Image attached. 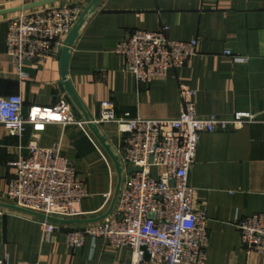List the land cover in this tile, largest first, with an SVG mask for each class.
<instances>
[{
  "label": "crops",
  "instance_id": "0c3cea01",
  "mask_svg": "<svg viewBox=\"0 0 264 264\" xmlns=\"http://www.w3.org/2000/svg\"><path fill=\"white\" fill-rule=\"evenodd\" d=\"M16 1L0 0V10L21 6L14 5ZM29 1L26 4L40 0ZM20 12L0 14V97L22 95L28 117L31 107H53L62 99L72 102L62 89L58 55L44 63L26 62L25 78L13 66L6 36L9 20ZM164 27L172 39H197L198 52L182 69H171L168 77L139 83L125 70L115 47L131 30ZM68 77L94 121L100 119L105 100L115 103L118 116L129 112L132 117L177 118L185 102L181 84L195 91L200 116L255 113L257 121L242 128L202 133L190 184L194 202L208 217L206 264H264V254L242 246L236 227L237 218L264 213V0H102L72 48ZM79 122L49 123L40 131L30 124L21 137L9 135L0 124V202L13 204L6 198L12 177L8 162L27 155L28 146L36 142L59 147L87 182L90 196L82 201L83 213L77 219L108 211L116 169L87 125ZM99 125L118 150V127ZM83 225L61 224L46 240L39 218L0 208V258L7 264H129L128 247L101 238L87 237L82 247H70L67 232Z\"/></svg>",
  "mask_w": 264,
  "mask_h": 264
},
{
  "label": "built area",
  "instance_id": "2783aa9c",
  "mask_svg": "<svg viewBox=\"0 0 264 264\" xmlns=\"http://www.w3.org/2000/svg\"><path fill=\"white\" fill-rule=\"evenodd\" d=\"M83 10L76 3H57L22 11L9 20L6 52L22 78L27 76L26 62L44 63L58 55ZM168 30H131L117 43L115 52L139 83L149 85L166 78L171 69H182L197 54V39L175 40ZM180 87L185 102L174 119L132 117L129 112L118 116L112 100L102 101L96 122L118 127L125 178L113 212L103 220L69 230L70 247H82L87 237L101 238L115 247H128L129 264H206L208 217L194 202L190 184L202 133L239 129L256 122L257 115L236 111L230 117L200 116L195 91L185 84ZM23 108L20 94L0 97V124L11 136L21 137L30 124L40 131L49 123L79 122L66 99L53 107H31L28 117ZM130 164L135 167L131 172L127 169ZM8 166L12 177L6 198L11 203L46 215L81 217L82 201L90 196L88 184L59 147L32 142L28 154L10 160ZM39 221L46 240L61 228L47 219ZM236 227L248 252L264 254V213L237 218ZM0 264H7V259L0 258Z\"/></svg>",
  "mask_w": 264,
  "mask_h": 264
},
{
  "label": "water",
  "instance_id": "95a60500",
  "mask_svg": "<svg viewBox=\"0 0 264 264\" xmlns=\"http://www.w3.org/2000/svg\"><path fill=\"white\" fill-rule=\"evenodd\" d=\"M62 0H40L36 2H32L29 4L12 7L9 9L0 10V14L6 13V12H14V11H24L31 8H35L38 6L58 2ZM102 0H91L87 6L84 8L82 14L80 15L78 21L75 23L74 27L70 31V33L67 35L63 47L60 49V52L58 53L59 63H60V70H61V85L63 91H65L71 100L73 106L77 111L80 112L83 122L87 125V127L90 129V131L93 133V135L96 137V139L99 141L100 145L103 147V149L106 151V153L109 155L110 159L112 160L117 174V184L114 192V196L111 202V205L106 213L99 217L95 218H89V219H70V218H61L56 217L52 215H46L43 213H39L36 211H32L29 209H25L23 207H20L16 204H10V203H4L0 202V208H7L12 209L16 211H20L22 213L40 218V219H47L49 221L58 223V224H89V223H95L100 220H103L104 218L108 217L114 210L117 199L119 197L123 182H124V164L121 161L120 155L116 147L113 145V143L109 140V138L105 135L104 131L102 130L101 126L94 121L90 114L88 113L87 109L84 107L81 99L75 92V89L69 80V64H70V58H71V51L73 46L76 44L77 40L79 39L83 28L87 24L88 20L93 16V14L97 11V8ZM128 171L131 172L135 169V167L130 164L127 167Z\"/></svg>",
  "mask_w": 264,
  "mask_h": 264
},
{
  "label": "rangeland",
  "instance_id": "374dc122",
  "mask_svg": "<svg viewBox=\"0 0 264 264\" xmlns=\"http://www.w3.org/2000/svg\"><path fill=\"white\" fill-rule=\"evenodd\" d=\"M27 2H31L29 0H17L16 2H14L13 4H26ZM71 3H76V4H79L81 7H86L88 3H84V2H79V1H71V0H62V1H58V5L59 4H71ZM47 5V4H46Z\"/></svg>",
  "mask_w": 264,
  "mask_h": 264
},
{
  "label": "bare ground",
  "instance_id": "6f19581e",
  "mask_svg": "<svg viewBox=\"0 0 264 264\" xmlns=\"http://www.w3.org/2000/svg\"><path fill=\"white\" fill-rule=\"evenodd\" d=\"M24 11H32V10H24ZM21 13V12H20Z\"/></svg>",
  "mask_w": 264,
  "mask_h": 264
}]
</instances>
